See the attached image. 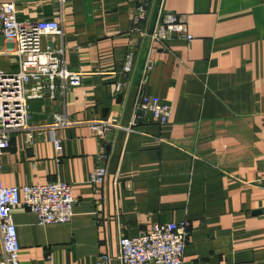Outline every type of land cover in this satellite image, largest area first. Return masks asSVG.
<instances>
[{"label":"crops","instance_id":"crops-1","mask_svg":"<svg viewBox=\"0 0 264 264\" xmlns=\"http://www.w3.org/2000/svg\"><path fill=\"white\" fill-rule=\"evenodd\" d=\"M137 4L20 1L22 17L61 23L63 33L42 46L63 49L64 65L83 73L81 85L57 78L34 99L29 125L0 156L5 185L64 181L77 200L68 223L41 225L29 208L13 211L20 262L98 264L118 255L122 236L186 220L184 264H264V0H154L144 26L163 8L186 14L194 35L165 45L133 31ZM130 50L134 68L124 74ZM0 66L18 69L7 57ZM120 80L127 86L117 93ZM141 92L171 105L167 124L138 113ZM56 115L75 124L54 125ZM110 116L135 131L108 134V176L95 185L100 143L89 123ZM1 249L0 238V261Z\"/></svg>","mask_w":264,"mask_h":264},{"label":"built area","instance_id":"built-area-1","mask_svg":"<svg viewBox=\"0 0 264 264\" xmlns=\"http://www.w3.org/2000/svg\"><path fill=\"white\" fill-rule=\"evenodd\" d=\"M23 0H0V58L7 57L16 71H6L0 66V156L10 147L12 134L29 125L30 107L34 99L40 98L49 87L55 88L57 78L70 86L82 84L83 73L69 70L63 62V49L49 45L43 48L44 36L63 33L61 23L51 17L30 18L20 15L19 4ZM62 5L66 0H59ZM154 0H137L133 31L149 36L153 41L166 44L172 38L188 41L194 39L190 32L188 16L160 8L153 27L144 26L149 20ZM135 51L125 57L122 72H133ZM150 67V66H149ZM149 67L147 69H149ZM127 83L120 80L116 92L125 91ZM137 111L149 114L152 120L167 124L172 116V107L158 95L141 92L137 100ZM57 126H71L75 122L67 116L56 115ZM100 147L97 166L92 171L90 182L102 184L108 176L111 156L107 136L114 130L135 131L122 125L116 116L89 123ZM56 149L62 150L60 139L54 140ZM77 202L72 185L64 181L23 186L5 185L0 171V238L2 260L0 264H21L20 241L13 211L27 207L38 217L41 225L68 223L75 215ZM190 234V222L170 221L154 223L139 235L122 236L119 253L115 257L106 253L98 257V264H184L185 250Z\"/></svg>","mask_w":264,"mask_h":264}]
</instances>
